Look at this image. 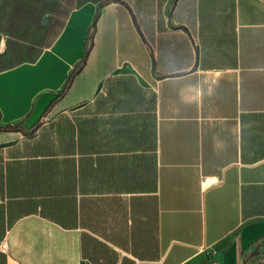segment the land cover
<instances>
[{
	"label": "crops",
	"instance_id": "0c3cea01",
	"mask_svg": "<svg viewBox=\"0 0 264 264\" xmlns=\"http://www.w3.org/2000/svg\"><path fill=\"white\" fill-rule=\"evenodd\" d=\"M100 1L0 70V126L42 122ZM92 36L49 125L0 131V264H264V0H111Z\"/></svg>",
	"mask_w": 264,
	"mask_h": 264
},
{
	"label": "trees",
	"instance_id": "16d2710c",
	"mask_svg": "<svg viewBox=\"0 0 264 264\" xmlns=\"http://www.w3.org/2000/svg\"><path fill=\"white\" fill-rule=\"evenodd\" d=\"M92 0H0V45L3 37H6V50L0 52V70L8 69L24 62L35 61L40 54L53 44L56 37L63 29L71 11L84 3ZM111 2L101 0L98 4L94 22L86 36V47L82 60L76 65L67 79L66 86L48 106L45 117L54 105L61 99L74 84L75 78L85 65L93 59V27L99 17V7ZM130 10H132L130 8ZM48 16L47 22H44ZM48 112V113H47ZM42 123V122H41ZM40 123V124H41ZM40 124L32 130L26 131L23 127L15 124L0 126V131L17 130L25 134L33 135ZM46 180L38 179V184ZM43 194L41 214L45 217L61 222L59 198H51ZM64 226L68 223H61Z\"/></svg>",
	"mask_w": 264,
	"mask_h": 264
},
{
	"label": "built area",
	"instance_id": "2783aa9c",
	"mask_svg": "<svg viewBox=\"0 0 264 264\" xmlns=\"http://www.w3.org/2000/svg\"><path fill=\"white\" fill-rule=\"evenodd\" d=\"M220 183H222V179L218 176H215V175H207V176H204L202 179V184H203V187H205V188H208L211 186H216V185H219ZM1 247H2L3 251H6V248H7L6 241H4L1 244ZM136 264H138V263H136Z\"/></svg>",
	"mask_w": 264,
	"mask_h": 264
},
{
	"label": "rangeland",
	"instance_id": "374dc122",
	"mask_svg": "<svg viewBox=\"0 0 264 264\" xmlns=\"http://www.w3.org/2000/svg\"><path fill=\"white\" fill-rule=\"evenodd\" d=\"M133 6L136 8V5L133 4ZM136 10L138 11L139 9L136 8ZM47 19H48V16H46L44 22H47ZM5 41H6V37H3L2 38V41H1V45H0V52H5L6 50V44H5ZM42 122H44L45 124L44 125H49L50 121H49V116L45 117ZM16 234V233H15ZM54 235H57V233H54ZM7 250V248H6Z\"/></svg>",
	"mask_w": 264,
	"mask_h": 264
}]
</instances>
